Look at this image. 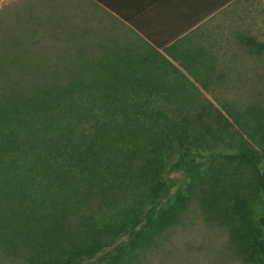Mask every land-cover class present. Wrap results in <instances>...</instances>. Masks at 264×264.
Listing matches in <instances>:
<instances>
[{
  "label": "trees",
  "instance_id": "1",
  "mask_svg": "<svg viewBox=\"0 0 264 264\" xmlns=\"http://www.w3.org/2000/svg\"><path fill=\"white\" fill-rule=\"evenodd\" d=\"M81 2L0 11V257L146 264L195 218L264 264V41Z\"/></svg>",
  "mask_w": 264,
  "mask_h": 264
},
{
  "label": "rangeland",
  "instance_id": "2",
  "mask_svg": "<svg viewBox=\"0 0 264 264\" xmlns=\"http://www.w3.org/2000/svg\"><path fill=\"white\" fill-rule=\"evenodd\" d=\"M23 1L25 0H0V11ZM86 2L87 0H82L81 3L84 4L83 7L88 9L86 5L89 2ZM239 11L240 7H237L233 13H239ZM96 14H99V11ZM241 14H235L234 16L231 14L230 20L224 29L221 27V15L218 14L213 20V32L220 30L224 34V38L227 39V34L232 29H248L257 39L264 41V0H254L253 6L245 9V13ZM238 15H241L240 19ZM221 43H223L227 55L230 51V43L226 44L223 40ZM238 53L241 54L239 51ZM239 57L241 58V56ZM243 60V67H245L243 70H247L246 74L251 72L248 67L253 66V63L259 71H262L260 60L253 62L245 56ZM234 66L237 70L241 68L238 62ZM206 95L211 99L208 94ZM226 242V235L223 230L192 218L184 226L175 228L168 239L163 242L161 248L147 256L146 264H240ZM0 264L22 263L18 259L1 256Z\"/></svg>",
  "mask_w": 264,
  "mask_h": 264
},
{
  "label": "crops",
  "instance_id": "3",
  "mask_svg": "<svg viewBox=\"0 0 264 264\" xmlns=\"http://www.w3.org/2000/svg\"><path fill=\"white\" fill-rule=\"evenodd\" d=\"M214 2L215 0H118L120 6L126 8V13L134 16V20L147 23L144 29L163 31L169 36L178 32L176 38H181L189 31H196L188 39H197L200 31L204 34L212 32L213 20L218 14L221 15V27L224 29L231 14L234 16L242 9L249 8L245 0H225L215 10ZM237 7H240L239 13H233ZM191 21L196 23L189 27Z\"/></svg>",
  "mask_w": 264,
  "mask_h": 264
}]
</instances>
